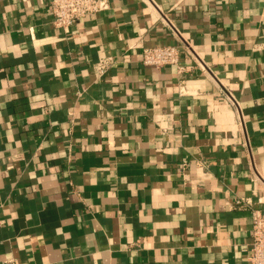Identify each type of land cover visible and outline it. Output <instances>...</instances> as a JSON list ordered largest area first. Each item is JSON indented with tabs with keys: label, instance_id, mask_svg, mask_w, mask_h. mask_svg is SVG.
I'll return each instance as SVG.
<instances>
[{
	"label": "crops",
	"instance_id": "crops-1",
	"mask_svg": "<svg viewBox=\"0 0 264 264\" xmlns=\"http://www.w3.org/2000/svg\"><path fill=\"white\" fill-rule=\"evenodd\" d=\"M157 44L179 63L144 64ZM253 208L264 0H112L68 29L0 0V264H249Z\"/></svg>",
	"mask_w": 264,
	"mask_h": 264
},
{
	"label": "built area",
	"instance_id": "built-area-1",
	"mask_svg": "<svg viewBox=\"0 0 264 264\" xmlns=\"http://www.w3.org/2000/svg\"><path fill=\"white\" fill-rule=\"evenodd\" d=\"M112 0H51L53 24L58 28L68 29L74 23L89 15L96 14L110 7ZM166 17V16H164ZM167 21L174 32L182 39L181 32L174 24ZM186 43V42H185ZM187 52L195 53L194 48L187 42ZM183 50L178 45H153L145 47L141 53V60L146 65L163 67L168 64H178ZM115 59L111 56L102 57L95 65L97 78L103 77L109 71ZM229 99L239 107L238 101L230 94ZM249 204L248 200L235 198L233 205L242 206ZM251 241L247 248L246 256L249 264H264V210L252 209V224L250 229Z\"/></svg>",
	"mask_w": 264,
	"mask_h": 264
}]
</instances>
